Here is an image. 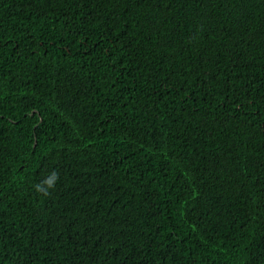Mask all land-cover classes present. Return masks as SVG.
<instances>
[{"label": "trees", "instance_id": "trees-1", "mask_svg": "<svg viewBox=\"0 0 264 264\" xmlns=\"http://www.w3.org/2000/svg\"><path fill=\"white\" fill-rule=\"evenodd\" d=\"M0 264H264V0H0Z\"/></svg>", "mask_w": 264, "mask_h": 264}, {"label": "clouds", "instance_id": "clouds-1", "mask_svg": "<svg viewBox=\"0 0 264 264\" xmlns=\"http://www.w3.org/2000/svg\"><path fill=\"white\" fill-rule=\"evenodd\" d=\"M56 179H58V174L54 172L51 177H48L40 184H37L36 190L40 193H43L44 195H49V189H54ZM44 185H47V187H44Z\"/></svg>", "mask_w": 264, "mask_h": 264}]
</instances>
